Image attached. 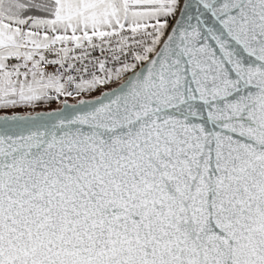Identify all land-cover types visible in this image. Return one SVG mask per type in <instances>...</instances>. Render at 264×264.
I'll return each mask as SVG.
<instances>
[{
  "label": "snow or ice",
  "instance_id": "1",
  "mask_svg": "<svg viewBox=\"0 0 264 264\" xmlns=\"http://www.w3.org/2000/svg\"><path fill=\"white\" fill-rule=\"evenodd\" d=\"M0 264H264V0H0Z\"/></svg>",
  "mask_w": 264,
  "mask_h": 264
}]
</instances>
